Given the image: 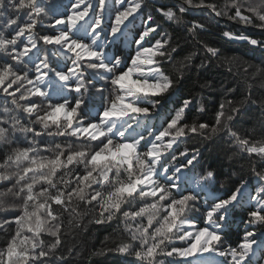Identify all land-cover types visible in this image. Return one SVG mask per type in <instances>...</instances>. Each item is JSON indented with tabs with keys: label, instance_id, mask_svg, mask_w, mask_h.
Instances as JSON below:
<instances>
[{
	"label": "snow or ice",
	"instance_id": "snow-or-ice-1",
	"mask_svg": "<svg viewBox=\"0 0 264 264\" xmlns=\"http://www.w3.org/2000/svg\"><path fill=\"white\" fill-rule=\"evenodd\" d=\"M211 66L234 86L206 120L214 85L186 74ZM252 106L264 117V0H0V264H264ZM92 225L115 239L88 251Z\"/></svg>",
	"mask_w": 264,
	"mask_h": 264
},
{
	"label": "trees",
	"instance_id": "trees-1",
	"mask_svg": "<svg viewBox=\"0 0 264 264\" xmlns=\"http://www.w3.org/2000/svg\"><path fill=\"white\" fill-rule=\"evenodd\" d=\"M67 2V0H65ZM235 27H242V26H234L224 20H220V28H233ZM249 31L253 32V34H257L258 30L249 29ZM213 35L207 37V39L211 41H216L221 44H224V50L231 54V53H238L242 54L248 51L247 46L243 42H233V43H225L221 41L219 38V29L213 25L212 27ZM189 77L188 84L189 87L194 89H199V84L209 81L214 85V88L209 92L205 90L202 95L208 98V107L209 112L207 116L204 117L206 120L212 119V112L215 109L216 104L220 100V94L223 91L222 86H234V79L233 77L227 72L225 67H217L211 66L207 69H203L199 72V74L192 72L186 74ZM258 87V86H257ZM242 90V89H241ZM196 94V93H194ZM259 95V92H257ZM260 119H264L261 116V113L257 110L256 106H252L247 114L243 117L242 122L238 127L243 130H250L253 127H256L259 130L258 121ZM62 139V138H58ZM194 142V141H193ZM208 155V154H206ZM212 159L216 160L217 163H222L224 168L227 169L228 162L224 159L223 154L220 155H212ZM243 225L241 223V219L238 217L235 220L233 225V234L231 236V240L235 241L237 239V233L242 234ZM90 235L87 239L86 249L91 251L93 249H98L102 246V242L104 238L108 236L110 239H115V234L113 233V229L108 226L103 225H92L90 226ZM5 237L0 235V247H3ZM116 257L109 255L108 257H91L90 264H116L117 262ZM129 259H132L129 257Z\"/></svg>",
	"mask_w": 264,
	"mask_h": 264
}]
</instances>
